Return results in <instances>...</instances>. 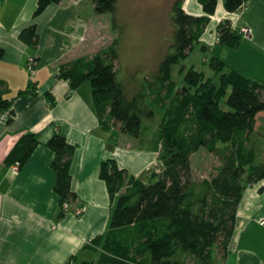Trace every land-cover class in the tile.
I'll use <instances>...</instances> for the list:
<instances>
[{
    "label": "trees",
    "instance_id": "16d2710c",
    "mask_svg": "<svg viewBox=\"0 0 264 264\" xmlns=\"http://www.w3.org/2000/svg\"><path fill=\"white\" fill-rule=\"evenodd\" d=\"M60 1L37 0L33 16ZM90 1L94 13L112 15L115 27L118 0ZM244 1L223 0V6L235 12ZM197 2L202 10L199 15L187 12L183 0L173 1V51L159 60L138 90L129 92L117 78L116 39L91 55L69 59L57 67L55 76L66 80L70 90L88 82L99 124L105 130L114 128L137 137L142 119L161 112L160 171L143 182L119 168L114 160L102 161L99 176L113 205L104 234L85 246L95 252L99 249L98 256L80 262H71L74 259L70 258L67 264H213L219 256L224 261L227 255L242 191L264 177V159L258 157L261 136L254 130L258 116L264 113V84L227 69L219 58L208 60L218 74L217 84L184 65L178 68L182 82L172 80V66L200 43L216 9L217 0ZM19 37L27 45L36 46L35 25L24 28ZM217 40L236 47L240 35L222 20L217 25ZM200 49L205 47L200 45ZM222 101L227 109L220 106ZM7 106V100L0 96V107ZM38 143L33 133L22 134L5 156L4 165L17 163L21 167ZM46 146L53 153L50 166L61 206L75 198L70 189L75 148L58 132ZM200 147L220 164L214 174L195 182L190 157Z\"/></svg>",
    "mask_w": 264,
    "mask_h": 264
},
{
    "label": "crops",
    "instance_id": "0c3cea01",
    "mask_svg": "<svg viewBox=\"0 0 264 264\" xmlns=\"http://www.w3.org/2000/svg\"><path fill=\"white\" fill-rule=\"evenodd\" d=\"M86 1L62 0L34 17L37 0H0V96L8 102L0 107V264L96 260L99 249L86 248L85 242L104 234L113 205L99 176L101 162L112 159L138 178L150 159L149 151L139 159L131 143L118 153L115 129L99 124L90 85L83 82L70 90L66 80L55 76L60 63L98 50L89 48L94 12ZM192 14L202 13L198 8ZM222 20L232 27H250L251 36H240L236 47L219 43L217 25ZM219 22L210 28V36L204 31L199 44L227 69L264 84V0H248L244 11L224 13ZM33 24L38 41L34 47L19 37ZM254 130L264 136V113ZM55 132L75 148L70 165L75 198L69 200L68 212H62L54 192L53 153L46 146ZM25 133H33L39 143L24 165L13 170L3 160ZM260 151L264 159V149ZM76 208L82 210L79 215L73 212ZM223 264H264V177L242 191Z\"/></svg>",
    "mask_w": 264,
    "mask_h": 264
},
{
    "label": "rangeland",
    "instance_id": "374dc122",
    "mask_svg": "<svg viewBox=\"0 0 264 264\" xmlns=\"http://www.w3.org/2000/svg\"><path fill=\"white\" fill-rule=\"evenodd\" d=\"M88 1L90 2V0L86 2ZM173 1L118 0L115 27L112 26V15L110 13H93V27L88 40V43H90L89 48L91 51H96L108 45L114 39L118 41L117 78L124 83L129 92L140 89L144 85L146 76L151 70L155 69L159 60L165 54L173 51L170 46L173 32L170 19ZM183 7L189 13H194L200 8L202 13L197 0H183ZM224 13L237 15L241 12L239 10L235 12L226 11L223 0H217L215 12L208 22L207 29H205L206 35H209L210 28H214L213 24L218 23ZM205 57L206 59H204ZM210 57L205 50L200 49V44L194 45L192 51L183 60L172 66V80L177 84L182 82L181 75L178 74V68L184 65L185 67L192 66L195 70L204 73L206 77L213 78L212 81L217 84L218 75H215L208 62H206ZM85 82L88 84L87 81ZM145 102L148 103V97H146ZM220 106L227 109L223 101ZM160 119L161 112L159 111H156L151 118H143L137 137L122 133L118 129H115L114 132L118 153L130 143L134 154L139 156V159L145 156L146 151L150 152L147 167L141 168L142 172L138 177L143 182L149 181L161 169L159 160L161 143L158 128ZM260 139L264 144V136H261ZM263 149L264 147L261 146V150ZM190 162L191 177L195 182H200L202 179L214 174L220 164L219 160L203 147H200L191 155ZM223 263L222 257L219 256L213 264Z\"/></svg>",
    "mask_w": 264,
    "mask_h": 264
},
{
    "label": "built area",
    "instance_id": "2783aa9c",
    "mask_svg": "<svg viewBox=\"0 0 264 264\" xmlns=\"http://www.w3.org/2000/svg\"><path fill=\"white\" fill-rule=\"evenodd\" d=\"M247 1L248 0H245L244 3L242 4L241 8L239 9L240 12H242V11H244L246 9V7H247ZM231 29L234 30L240 36H244V37L251 36V28L250 27H247V26L232 27L231 26ZM33 63L34 62H33L32 59H30L28 61V70L30 72L33 71V67H34V64ZM17 168H18V164L17 163L13 164V170H17ZM61 210L64 211V212L70 211L71 210V208H70V202L69 201L63 202L62 205H61ZM73 212H74L75 215H79L82 212V210L79 209V208H76ZM85 244L86 245H92V242H91V240H86Z\"/></svg>",
    "mask_w": 264,
    "mask_h": 264
}]
</instances>
